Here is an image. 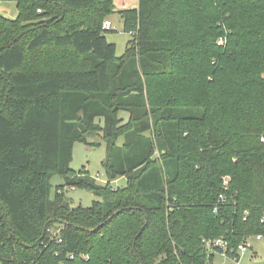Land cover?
<instances>
[{
	"label": "trees",
	"instance_id": "16d2710c",
	"mask_svg": "<svg viewBox=\"0 0 264 264\" xmlns=\"http://www.w3.org/2000/svg\"><path fill=\"white\" fill-rule=\"evenodd\" d=\"M14 1L17 17L0 15V264H215L203 240L264 236V0H138L120 13L134 33L121 58L103 30L115 0ZM98 131L124 187L70 167ZM54 175L101 200L71 208L64 186L51 200Z\"/></svg>",
	"mask_w": 264,
	"mask_h": 264
},
{
	"label": "rangeland",
	"instance_id": "374dc122",
	"mask_svg": "<svg viewBox=\"0 0 264 264\" xmlns=\"http://www.w3.org/2000/svg\"><path fill=\"white\" fill-rule=\"evenodd\" d=\"M137 0H115L114 13L105 21H111L116 27V31L107 32V38L111 43L116 44L117 57L121 58L126 53L128 43L131 41V35L124 31V20L121 17V12L125 9L124 6L132 10L133 6H137ZM0 15L7 18L15 19L17 17L16 4L12 0H0ZM122 118L128 119L129 115L125 112L121 113ZM105 132L98 131L97 133L90 134L86 137V141L77 142L74 145L72 152L71 169L76 173L86 171L89 176L96 180V183L105 186L108 183L113 188L124 187L126 185L125 177H117L109 179L107 172L104 168V163L108 155V141L105 139ZM123 139L120 138L118 144L122 143ZM228 180L229 177H226ZM51 194L50 199L54 200L56 192L59 187L64 188V198L67 200L71 208L83 207L89 208L94 201L101 200L96 197L92 191L76 187L71 188L66 185V181L61 175H54L50 181ZM248 252L241 255L240 264H264V240L258 241L255 237L247 240ZM257 253V254H256ZM215 264H235L231 259L224 257L220 254L214 257Z\"/></svg>",
	"mask_w": 264,
	"mask_h": 264
},
{
	"label": "built area",
	"instance_id": "2783aa9c",
	"mask_svg": "<svg viewBox=\"0 0 264 264\" xmlns=\"http://www.w3.org/2000/svg\"><path fill=\"white\" fill-rule=\"evenodd\" d=\"M39 12H41V11L39 10ZM103 30L105 32L116 31V27H114V25L111 21H105L103 24ZM130 35H134V33L131 32ZM222 42H223L222 40L219 41V44H222ZM227 183H228V181L225 182L226 185H227ZM59 193H60V191H59ZM219 201L221 203H223L225 200L223 197H221ZM46 234L49 235V237L51 239H55L59 243L62 242L61 229L55 230L54 228H48L46 230ZM255 238L258 241L264 240L263 235H257V236H255ZM203 243H204V247L208 253H213L215 255L220 254L224 257H227L228 259H231L233 262H235V264H240L241 255H244L248 252L247 243L239 245L237 249L230 248L228 243L226 241H224L223 239L203 240Z\"/></svg>",
	"mask_w": 264,
	"mask_h": 264
},
{
	"label": "crops",
	"instance_id": "0c3cea01",
	"mask_svg": "<svg viewBox=\"0 0 264 264\" xmlns=\"http://www.w3.org/2000/svg\"><path fill=\"white\" fill-rule=\"evenodd\" d=\"M12 1H14V0H12ZM138 1V0H137ZM14 3H15V1H14ZM16 4V3H15ZM138 4V3H137ZM133 7H135V8H133V9H137L138 8V5L137 6H133ZM124 10L123 11H125V10H128L129 9V7H127V9H126V6H124ZM17 15H18V11H17ZM257 254V253H256Z\"/></svg>",
	"mask_w": 264,
	"mask_h": 264
},
{
	"label": "water",
	"instance_id": "95a60500",
	"mask_svg": "<svg viewBox=\"0 0 264 264\" xmlns=\"http://www.w3.org/2000/svg\"><path fill=\"white\" fill-rule=\"evenodd\" d=\"M65 205V204H64Z\"/></svg>",
	"mask_w": 264,
	"mask_h": 264
}]
</instances>
